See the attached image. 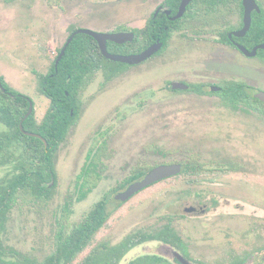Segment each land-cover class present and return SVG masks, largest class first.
<instances>
[{"label": "rangeland", "instance_id": "1", "mask_svg": "<svg viewBox=\"0 0 264 264\" xmlns=\"http://www.w3.org/2000/svg\"><path fill=\"white\" fill-rule=\"evenodd\" d=\"M58 4L42 0L33 7L27 0L0 5V76L33 99L38 123L49 101L37 94L36 76L47 74L70 26L117 32L125 29L120 25L138 24L133 21L153 9L152 4L141 7L133 0H122L119 20L107 22L96 0ZM229 53L211 40L199 42L192 33L175 31L157 57L120 71L108 83L96 74L82 94L77 121L55 153L53 199L42 207L17 206L7 214L1 235L7 250L3 260L41 262L54 250L59 227L80 224L106 194L111 216L73 264L102 243L113 246L128 235L157 232L167 224L191 243L193 258L208 261L245 254L250 249L247 245L257 240L247 241L252 238L251 230L264 238V116L233 110L218 95L207 93L208 85L230 78L245 80L264 91V67L261 70L256 60L228 59ZM170 82L205 85L206 93H172L166 89ZM102 142L106 143L102 180L77 203L76 178L90 148ZM190 154L198 155L207 165L235 169L205 172L193 184L189 177L169 178L121 205L113 201L112 191H119L134 171L183 163ZM5 173L0 169V179ZM67 201L71 207L65 214L62 209ZM202 206L210 213L193 217L184 212ZM217 212L219 215L214 214ZM161 247V242L142 243L118 264L152 255L164 259ZM259 254L254 250L247 258L256 255L258 260Z\"/></svg>", "mask_w": 264, "mask_h": 264}, {"label": "trees", "instance_id": "2", "mask_svg": "<svg viewBox=\"0 0 264 264\" xmlns=\"http://www.w3.org/2000/svg\"><path fill=\"white\" fill-rule=\"evenodd\" d=\"M177 30H187L193 34L196 32L195 28L148 27L135 31L132 43L111 45L109 51L120 54L138 53L157 39L165 46L172 32ZM250 33L253 34V28ZM126 68H128L126 65L103 58L91 38L85 35L76 36L59 61L56 70L52 64L50 73L38 76V90L50 101V107L40 124H36L33 117L23 122V128L26 131L36 133L46 141V147L41 140L24 136L19 130L18 124L26 112L27 102L21 99L12 101L6 94L0 92V123L6 128L0 131V168L6 169V175L0 179V234L7 213L14 207L34 205L42 207L52 200L53 186L50 187L49 183L55 176L54 154L65 141L71 126L77 121L82 94L93 81L96 73L101 71L107 83ZM5 89L7 92L10 91ZM190 90L196 91L193 87H190ZM221 96L233 110L238 108L244 112L252 110L264 115V105L248 95L240 84L227 86ZM240 103L245 107H238ZM105 152V142L99 145L94 144L89 150L86 162L75 181L76 202L83 201L100 182L104 170L102 158ZM184 163L186 166L183 172L176 177H189L192 183L203 173L201 162L196 154H191ZM148 170L147 168L134 171L125 184L117 189H123L131 182L141 179ZM115 191L114 189L112 193ZM108 196L109 194L104 195L80 224L71 228L60 226L56 235L55 248L44 260L36 262L24 258L11 264H73L75 258L90 245L111 215L106 209L109 202ZM70 204L71 202L67 201L62 212L68 214ZM169 232L166 226L157 232H137L128 235L114 246L102 243L78 264H118L130 248L147 241L163 242ZM5 253L6 250L0 241V264L5 263L2 260ZM129 264L167 263L155 256H145Z\"/></svg>", "mask_w": 264, "mask_h": 264}, {"label": "flooded vegetation", "instance_id": "3", "mask_svg": "<svg viewBox=\"0 0 264 264\" xmlns=\"http://www.w3.org/2000/svg\"><path fill=\"white\" fill-rule=\"evenodd\" d=\"M26 1L27 0H0V5H4V4L10 5V4H14V3H17V2H26ZM41 1L42 0H29V3H30L29 6H33L34 7L35 5H37V3H40ZM43 1H45L47 3L51 2V3L55 4V6H58L59 5L58 3H62L63 2V0H43ZM65 1L68 2L70 0H65ZM96 1H97V3L101 4V5L99 4V9L101 10V12L103 11L105 13V21H107V22H115V21L119 20V19H116V18L120 17L119 16L120 15L119 4H121L122 0H96ZM133 1L137 2V4L139 6H141V7H146V6L148 7V6H150L152 4L153 5V9H152L151 13L148 16L146 15L144 17H139L138 19H135L133 22L138 23L136 25L135 24L134 25L126 24L125 26L124 25H120L121 27H125V29L117 30V32H115V31L107 32V33H104V34L132 33L133 36H134L133 37V40H134L135 31H137V30L128 29V28H131V27H142L143 29L144 28H148V27L176 28V29L195 28L196 32L194 34L193 33L192 34L195 36V38L199 39V42H202L203 40H205V41L211 40V43H215V44L219 45L220 47L226 48L228 50V52H230L228 59H234L235 57L238 59V57H240L242 60L243 59L244 60H256L257 63L260 65V69L261 70L264 67V49L258 48L259 46L264 44V0H253L254 1V5L252 4V6H250V7H249V4H246L245 0H191L185 6L183 13L179 17H177V14L179 12V8H180L183 0H133ZM248 2H249V0H248ZM246 26H248V30L244 34H241L242 33V29H244ZM252 28H253V34L250 33V30ZM212 29H214V30H212ZM217 29H219V30H217ZM80 30H87V29H78V28L73 27V26H70L68 28L67 39L65 40L64 44L62 45V47L58 51L55 59L52 62L55 70L57 68V65H58L59 61L62 59L61 58L57 62V59H58L61 51L64 50V54H65L68 46L73 42L75 37L78 36V35H84V34H75L77 31H80ZM89 31H91V30H89ZM177 31H179V32L180 31L188 32L187 30H177ZM173 32H175V31H173ZM173 32H172V34H173ZM96 33H98V32H96ZM172 34H171V36H172ZM85 36H87V35H85ZM171 36H170V38H171ZM87 37L91 38L90 36H87ZM70 38H71V41L68 43ZM170 38H169V40H170ZM91 39L95 42V44L97 46V49L99 50V47H98V44L96 43V41L93 38H91ZM169 40L167 41V43L169 42ZM156 41H158V39ZM132 42H126L124 44H130ZM167 43H166V45H167ZM124 44H115V43H112V42H107L106 43L107 51L110 54L126 56V55L139 54L142 51L146 50L151 45H153V44L149 45L147 48L143 49L142 51H140L138 53L120 54V53L109 51V47L111 45H124ZM166 45L163 46V43H162L161 50L159 52L155 53L153 56H151L149 59H147L144 62H147V61L153 59L154 57H157L160 53L163 52V50L166 47ZM241 48H243L245 50V52ZM253 51H254L253 56H249L248 54L252 53ZM99 53H100V50H99ZM108 61H110V60H108ZM56 62H57V64H56ZM115 63H118V62H115ZM123 65H125V64H123ZM138 65H140V64H138ZM126 66L128 68H131V67H135L137 65H134V66L126 65ZM128 68H126V69H128ZM50 71H51V67H50V69H49V71L47 73H50ZM98 73H100L102 75V77H103V74H102L101 71H98L96 74H98ZM38 76L39 75L36 76V91H37V94L42 96L47 101H49V99L46 98L45 96H43L38 90ZM40 76H42V75H40ZM172 83L173 82H170V83H168L166 85V89L169 92H172V93H206V91L203 90L205 85H198L197 86V85H190V84L183 83V84L187 85V87H188L187 90H172L171 89V84ZM234 84L242 85L245 88L246 93L248 95H250L253 99H255L254 95L256 93L264 92L261 89H256V86L251 85L250 83H248L245 80L238 81L237 79L230 78V80H227L226 82H224L222 84H210V85H208V92L207 93L218 95L220 100H221V102L226 107H228V105H227L228 103L222 99L221 93H222V91L224 89H226L227 86H231V85H234ZM4 87L7 88L10 91L7 92ZM190 87L195 88L196 91H194V90L191 91ZM251 88H254L253 89L254 90L253 94H251V91H253V90H251ZM15 89H16V87H13V88L10 87L5 82V79L2 76H0V92L1 93L6 94L10 98V100H12V101H16L17 99H21L24 102H27L26 112L22 116V118H21V120H20V122L18 124V127L20 126V124H22V129H23L24 132L35 134L37 137H32V138H37V139L41 140L42 143L44 144V146L46 147L47 143L40 135H38L36 133L28 132V131H26L23 128V122L25 120H27L29 117H33V119H34V116H33L34 103H33V99H31L29 96H27L26 94H22V93L16 91ZM255 100H257V99H255ZM258 102L261 103L260 101H258ZM261 104H263V103H261ZM30 105L32 106V112L27 118L24 119L25 115L28 112V109H29ZM237 106L240 107V108H244L245 107L244 104H242V103L238 104ZM49 107H50V101H49ZM256 107L260 108V106H258V105H256ZM235 110H239V108L235 109ZM248 112H253V111L252 110H248ZM248 112H246V113H248ZM71 114H72V112H71ZM262 116H264V115H262ZM34 121H35L36 124H40V122H41V121H39V123H38L35 119H34ZM4 130H6L5 127H4ZM19 130H20V128H19ZM20 132L24 136H26L21 130H20ZM27 137H31V136H27ZM189 156L187 157V159L189 158ZM86 157H87V155H86ZM54 160H55V154H54ZM85 162H86V160H85ZM173 163H167V164H161V165H169V164H173ZM183 163H178V164L181 165L180 174L183 172V169L186 166L185 163L184 164ZM157 166H160V165H157ZM157 166H153L152 168H150L146 172V174L150 170H152L153 168H155ZM200 166L202 167V171H203V173L200 174V176L203 175L205 172H213V171L220 172L221 170L224 171V172H228V171H233V169H235L232 166H221V165H218L217 167H214V166L211 165L212 166L211 167L210 165H207L204 162H201ZM189 167H191V165H189ZM0 169H4V168H0ZM4 170L6 171V169H4ZM104 170H105V166H104ZM104 170H103V172H104ZM210 170H212V171H210ZM103 172H102V174H103ZM102 174H101V180H102V176H103ZM5 175H6V173H5ZM182 177H186V176H182ZM54 181H55V176H54V180L49 183L50 187L53 186V188H54ZM136 181H138V180H136ZM195 182H196V180H195ZM195 182L193 181L190 184H193ZM99 183H98V185H99ZM132 183L133 182H131L130 184H132ZM130 184L126 185L125 188H123V189L125 190ZM121 190L122 189H120L117 192L115 191L114 194L116 195V194L124 191V190H122V191ZM114 196H113V201H115V203L118 204V205H121V204H123V203H125V202H127V201H129L131 199L130 198L129 200H127L125 202H120V201H116L114 199ZM52 199H53V197H52ZM108 201L110 202V196H108ZM77 203H79V202H77ZM70 207H71V204H70ZM106 209H107V206H106ZM205 209H206V206H202L198 210L195 207H189V208H186L184 210V212L187 215H191L193 217H199L201 215H206V214L210 213V212L206 211ZM214 214L219 215L218 212L214 213ZM221 215L232 216L234 214L233 213L231 214V213H223L222 212ZM110 216H109V218H110ZM6 217H7V215H6ZM5 223H6V221H5ZM104 225H103V227H104ZM4 226H5V224H4ZM165 227H163V229ZM3 230H4V227H3ZM3 230L1 231V234H0V241H1V235H2ZM167 230H170L171 233L169 232L168 235L165 236L164 241L161 242L162 243V247H161L162 248V253L165 255L163 260L166 261L167 264H264V242H263L264 238L260 237V234L254 233L252 230L250 231V233L252 234V238L249 237L247 239V241L249 242L252 239H257V240H256V242L254 241V243H252L251 245H247L248 248H250V249H248V251H245V254H243V255H234V256H232L230 258L214 259L212 261H208V260H205V259L193 258L192 255H191L192 248H193V246L190 245L191 243L187 244V242L184 240L182 234L179 231H177L172 226V224H167ZM147 242H153V241H147ZM156 242H160V241H156ZM1 243H2V241H1ZM136 246H139V245H136ZM136 246L130 248L125 253L124 256H126V254L130 250L135 248ZM54 248H55V246H54ZM254 250L260 252L259 259L255 260L257 258V257H255L256 255H252L251 256V260H249V258H247V256L250 254V252H253ZM174 252L177 253L178 255H180L184 259V263L178 261V259L174 255ZM253 254H255V253H253ZM155 257H157V256H155ZM122 258L120 259V261L122 260ZM158 258H161V257H158ZM22 259H24V258H22ZM2 260H3V257H2ZM21 260H19V261H21ZM19 261H17V262H19ZM4 262L5 263H3V264L16 263V262H7V261H4Z\"/></svg>", "mask_w": 264, "mask_h": 264}, {"label": "water", "instance_id": "4", "mask_svg": "<svg viewBox=\"0 0 264 264\" xmlns=\"http://www.w3.org/2000/svg\"><path fill=\"white\" fill-rule=\"evenodd\" d=\"M191 0H183L179 12L177 14V17L181 16V14L184 11L185 6L188 4V2ZM246 4H249V7L254 5L253 0H245ZM248 30V26H246L244 29H242V33L244 34ZM75 34H84L87 36H90L93 38L96 43L98 44L99 50L101 55L112 62H118L121 64L134 66L143 63L147 59H149L151 56H153L155 53L159 52L162 48V43L158 40L153 45L148 47L146 50L142 51L139 54H133V55H114L110 54L107 51L106 43L112 42L115 44H124L126 42H132L133 41V34L132 33H115V34H104V33H96L89 30H80L77 31ZM71 41V38L69 39L68 43ZM258 48L264 49V44L259 46ZM244 52L245 50L241 48ZM254 51L249 56H253ZM64 50L61 51L57 62L63 57ZM56 62V64H57ZM187 85L180 83V82H173L171 84L172 90H187ZM254 98L260 101L264 104V92H258L254 95ZM32 112V106H29L28 112L25 115L24 119L27 118ZM20 130L26 135L31 137H37L35 134L24 132L22 129V124L19 126ZM181 172V165L178 163H173L169 165H160L152 170H150L142 179L133 182L130 184L123 192H120L114 196V199L116 201L125 202L132 198L137 193L145 190L146 188L169 178H173L177 175H179ZM190 210V209H189ZM174 255L178 259V261L184 263V259L174 252Z\"/></svg>", "mask_w": 264, "mask_h": 264}]
</instances>
